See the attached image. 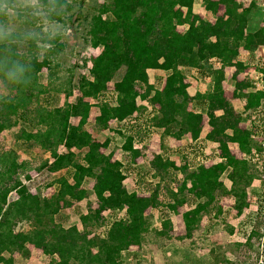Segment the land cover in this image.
Segmentation results:
<instances>
[{"label": "trees", "instance_id": "obj_1", "mask_svg": "<svg viewBox=\"0 0 264 264\" xmlns=\"http://www.w3.org/2000/svg\"><path fill=\"white\" fill-rule=\"evenodd\" d=\"M67 2L38 0L37 7L26 8L28 25L31 17L36 27L37 14L41 12L50 21L66 24L65 13H57L56 8ZM197 2L103 3L90 16L86 33L89 46L102 49L91 59L92 68L77 81L70 72L68 82L56 76L48 86L40 84L43 70L57 71L58 66L49 55L39 56L42 47L37 42L50 45V53L60 50L64 47L63 32L58 31L53 39L47 34L29 39L33 34L31 27L27 29V33L32 31L28 38L18 32L0 38V75L13 92L0 103V135L20 122L29 124L34 130L22 128L19 140L29 149L39 147L50 154L35 166L36 170H67L57 180L54 194L44 195L41 190L33 193L27 185L33 180L31 163H19L13 152L0 150V264H21L15 253L29 257L31 246L43 252L46 264H125L124 253L133 246L141 251L155 247L156 257L162 259L155 263L163 264V258L167 260L166 249L177 247L174 253L181 249L200 253L207 249L208 238L220 228L234 232L227 223L223 202L234 201L239 213L249 206L248 189L259 176L251 158L261 147L241 124L251 119L264 102V94L251 88L249 77L238 78L254 62V53L264 47V25L249 30L251 13L257 8L255 1L241 11L238 0H201L214 15L224 10L225 14L217 16L214 23L194 13ZM19 5L20 0H0V18H7L1 12L3 6L17 12ZM68 23H73V17ZM181 27L185 29L182 31ZM25 40L35 50L31 60L18 65L15 62L20 56L14 54L3 61L4 49ZM241 51L250 54L247 63L239 61ZM228 68L236 69L232 98L224 91ZM186 69L192 71L196 80L207 83L205 92L190 94ZM151 71L161 74L157 84L151 82ZM56 91H65L64 106L51 108L41 102L42 93L54 101L59 99ZM75 91L81 96L70 103L68 98ZM238 99L245 100L243 112L235 108L234 101ZM93 105L100 110L96 130L107 131L112 122L121 125L115 130L122 140L124 160H115L113 153L104 152L112 138L100 142L87 130ZM77 118L80 121L76 126ZM156 131L162 132L161 153L149 161L147 171H140L139 190L147 193L140 196L130 192L125 182L132 171H138V159L147 157L148 144ZM203 135L208 142L218 144L221 152L222 161L209 167L198 161L205 155ZM186 136H190L191 143L180 150L181 161L177 163L168 152L166 141ZM232 143L245 157L232 154ZM61 147L63 152L59 151ZM74 150L82 152V156ZM224 177L232 183L231 188L225 186ZM88 181L93 185L96 201L84 212L74 209L75 221L66 228L59 215L89 197L85 186ZM12 195H16L13 201ZM107 212H125V216L110 220ZM157 213L162 220L160 225L156 224ZM179 217L184 225L180 233L176 230ZM262 235L255 229L245 244L238 243L230 249L211 248L207 257L200 256L190 264H258L250 251ZM242 250L247 251L242 262L228 256L229 252ZM165 262L172 264L171 260Z\"/></svg>", "mask_w": 264, "mask_h": 264}, {"label": "rangeland", "instance_id": "obj_2", "mask_svg": "<svg viewBox=\"0 0 264 264\" xmlns=\"http://www.w3.org/2000/svg\"><path fill=\"white\" fill-rule=\"evenodd\" d=\"M67 1V4L62 5L60 8H56L57 13H65L63 15V21L66 24L50 21L45 16L44 12H41L40 14H37V24H35L36 27L33 26L34 21L31 17V25H28L29 15H27L28 12H26V8L37 7L38 0H20V11L17 12L12 9L6 8V6H3L1 9V12L6 13L7 15V18H0V38L2 39H5L8 36L10 37V35L15 32L20 33L21 37L28 38V35L32 31L27 33V29H30L31 27V30L33 29V34L31 35V37H29V39H38L39 37H41L42 34H47V37L49 36V38L53 39L52 36L56 35L58 31L63 32L61 43L64 45V47L60 50L58 49L50 53L47 50V47H50V45H43L40 40L37 42L38 45L42 47L39 52V56L42 58L49 55V58L51 59V61H53L54 65L58 66V68L56 67L57 71L55 69L52 71H48L46 69L43 70V73L40 77V84L42 86H48L51 80L53 81L56 79V76L61 77V79H63L62 81L68 82V79L66 77H69L71 75L70 72L73 73V79L77 81L81 76L86 75L88 73V70L92 68L91 59L93 57H96L102 49L101 47L94 49L89 46L86 38V33L89 29V25L87 23H89L88 21L90 16H92V14L94 13H97L99 6L110 0ZM253 1L257 2V8H255L253 10V13H251L249 24L250 31H255L264 25L263 0H239V3L241 5V11L250 7ZM193 9L194 13L201 15L203 19L212 20V15L204 8L203 4L201 3V0H198L197 4L194 6ZM221 13H224L223 10L221 11ZM72 17L73 23L69 24L68 19H71ZM77 19H79L80 21H77ZM184 29V27L180 28V30L182 31ZM34 52L35 50L31 49V47L25 40L21 43H17V46L15 47H7L6 49H4V51H2L1 56L2 58H5V60L3 61H7L8 59H11L14 54H17L18 57H20L15 63L18 65H23L24 60H31V58L35 54ZM249 58V55H245L241 59L246 60L247 63ZM160 75L161 74L158 72L151 71V82L157 84L158 80L160 79ZM186 75L188 81L191 83V88L189 90L191 95H194L197 91H206L207 83L196 80L189 69L186 70ZM233 75L234 73H231V71L226 75L225 91L226 94L228 93L227 95H231L229 96L230 98H232L234 95L232 94L233 92H231L232 90L230 87V83L233 82L234 79ZM244 75L245 74L240 76L244 78L246 77ZM12 94L13 92L9 88V85L6 84V82L0 75V103L2 100L11 97ZM54 94L56 95L55 97H58L59 99L55 98L54 101L50 95L45 93L40 94L39 97L41 99V102L43 103L44 101L47 107L54 108L64 106L67 100V95L65 94V91H56ZM54 94L52 95L54 96ZM80 96L81 94L78 91H75L74 94H72V96L68 98V101L70 103L75 102ZM34 101L36 102L37 99H35ZM240 101L242 103H240ZM91 102H93L92 104L95 103V101ZM234 105L238 111L243 112L245 109V100H235ZM99 114V108L93 105L90 114V124L86 127L87 130L90 131L94 138L100 142H105L107 139L112 138V143L110 144V147L108 149H104V152L106 154L113 153L115 160H124L125 155L120 148L122 145V140L118 137L117 132L115 130L121 125L118 122H112L110 123L109 129L107 131L100 132L95 128V121ZM14 117L15 116H13V118ZM79 121V118L75 119L74 124L77 126L79 124ZM242 123L243 124L241 125V127L243 129H246L249 125L246 121H243ZM204 126L205 129H207V124ZM22 128H25L28 131L34 130L29 124L21 122L18 126L5 130L0 135V150H3L6 153L13 152L17 156V160L19 163H31L32 169L30 170L33 175V180L31 182H28L27 185L33 193H37L38 190H41L44 195H52L58 189V185L56 184L57 180L65 176L67 170L63 169L57 172H47L48 170H44L43 172H38L35 166L47 160L50 154L43 153V151L39 147L33 149L27 148L24 144V141L19 140L18 138ZM161 133V131H156V133L152 137V140L149 142L148 149L146 151L147 157L138 159L136 163V168H138V171H132V174L128 173L129 175L125 184L130 192H136L140 196H144L147 194L140 192L138 186V179L140 178V171L141 173H143V171H147L149 161H151L154 156L159 154V152L161 151ZM189 143H191L190 136L180 140L179 142L178 140L173 138L167 139L166 144L168 152L170 153V155H172L171 157L174 161L176 160L177 163H180L182 155L180 153V150L185 149V147ZM207 147L208 151L212 153L211 148L208 145ZM230 150L232 154H234L240 159L245 157L244 153L240 151L238 145L232 146ZM59 151L63 152L64 149L61 147ZM76 154L81 157L83 153L77 150ZM210 157H212V155ZM214 161L218 162L219 160ZM252 164H254L258 168L259 176L254 180L253 184L248 189L249 206L246 207L242 213H239L234 208V201L226 200L223 202V210L225 211V215L227 217V223L234 228V232L230 233L227 230H221L220 228L217 233H213L208 238L206 242L207 249L201 251L200 253H195L184 249H181L179 253H174V251L177 250V247H174L175 249L171 251H169V249H166L167 253L165 254V256L167 257V260H171L172 264H190L192 263V261L196 260L197 258H200V256L201 258L207 257V253L211 248L226 247L230 249V247H234L235 244H245V237L247 234L250 233L251 227L254 226L263 235L261 237L260 242L251 249L250 253L252 254V257L254 258L256 263L264 261V165L259 163L256 164L254 162H252ZM222 179L224 181L225 186L231 188L232 183L226 177ZM85 186L89 192V197L80 204L76 205L73 210H63L59 215L58 219L64 224L66 228L73 225L75 221L74 209L80 212H84L89 204H94L96 201V198L93 194L92 183L88 181L87 183H85ZM14 199H16V195H12V197L10 198L11 201H13ZM184 211L185 208L181 210L182 213ZM105 215L106 218L112 220L125 216V212H120L118 214L107 212ZM158 216L159 215L157 213L155 216L157 220L156 224L160 225L162 220ZM183 229L184 225L181 221V217H179L176 220V230L178 233H180L183 231ZM79 230L83 231V226L81 224H79ZM242 238H244L243 241ZM154 249L155 247L150 248V250L144 248L142 249L143 251H141L137 246H133L127 252L124 253V260L126 261L125 264H157L155 263V260L156 262H158L162 261V259L160 256H158V258L156 257V252L154 251ZM144 250H147V252H145ZM245 253H247L246 250H242L240 253H236L235 251H233L229 252L228 256L233 261L242 262L238 260V258H240V256H244ZM161 255L162 257H164L163 254ZM14 257L21 264H46L43 252L35 248L34 246L30 247L29 257H22L19 253H15ZM164 258L162 263H168L165 262L167 260H165Z\"/></svg>", "mask_w": 264, "mask_h": 264}, {"label": "built area", "instance_id": "obj_3", "mask_svg": "<svg viewBox=\"0 0 264 264\" xmlns=\"http://www.w3.org/2000/svg\"><path fill=\"white\" fill-rule=\"evenodd\" d=\"M264 6V0H263ZM246 77L251 79V88L257 92L264 94V49L258 50L254 53V62L251 65V68L247 70ZM245 110V109H244ZM247 122L249 125L246 128L251 132L252 139L256 141L260 147L261 151L254 153L251 160L254 163H259L264 165V102L259 106L258 110L254 113L251 119H245L244 122ZM204 146L205 155L201 156L198 161L204 163L207 167L217 164L222 161L221 152L219 146L217 149H212V153L208 151V147L205 143H201ZM212 155V157H210ZM214 160H219L218 162H213ZM212 163V164H211ZM118 214V212H117ZM256 227H251L250 233L255 230ZM249 233V234H250ZM249 234L246 235L244 242L247 241ZM236 235V234H235ZM244 238H242L243 241ZM238 260L243 261L244 256H240ZM258 264H264V261H260Z\"/></svg>", "mask_w": 264, "mask_h": 264}, {"label": "crops", "instance_id": "obj_4", "mask_svg": "<svg viewBox=\"0 0 264 264\" xmlns=\"http://www.w3.org/2000/svg\"><path fill=\"white\" fill-rule=\"evenodd\" d=\"M239 1V0H238ZM221 11L222 10H220V12L218 13V15H214L213 13H211V12H209L211 15H212V20H207V21H210V22H215L216 21V19H217V16H222V15H224L225 13H221ZM223 12H224V10H223ZM197 14V13H196ZM199 15V14H198ZM201 16V15H200ZM202 17V16H201ZM203 18V17H202ZM206 20V19H205ZM262 49H264V47L263 48H261V49H258V50H262ZM257 50V51H258ZM247 56V55H250L248 52H245V51H241V53H240V56H239V61H241V62H246V60H244V59H241L243 56ZM251 67L250 66H247V68L245 69V71L241 74V75H243V74H246V72H247V70H249ZM187 70V69H186ZM185 70V71H186ZM191 71V70H190ZM230 71H231V73H235L236 72V69L235 68H228V69H226V71H225V83H226V75L228 74V73H230ZM191 73H192V71H191ZM193 74V73H192ZM187 76V75H186ZM244 76H246V75H244ZM245 78V77H244ZM244 78H242L241 76H239V80H243ZM225 83H224V89H225ZM231 85H230V87H231V92H233L232 94H234V91H235V89H236V86H235V81H234V79H233V82H231L230 83ZM227 90V89H226ZM225 91V90H224ZM200 92H205V91H200ZM228 94V93H227ZM226 94V91H225V95L227 96V97H229V96H231V95H227ZM230 98V97H229ZM240 103H242L241 101H240ZM242 105V104H241ZM207 124V129H205V132H207L208 130H209V126H208V118L207 117H205L204 118V125H206ZM243 124V123H242ZM241 124V125H242ZM204 128H205V126H204ZM207 130V131H206ZM186 137H188V136H186ZM186 137H184V138H186ZM183 138V139H184ZM152 140V139H151ZM150 140V141H151ZM201 140H202V142H204L206 145H208L210 148H211V150L212 149H217V146H218V144H215V143H211V142H208L207 140H205V136L203 135L202 136V138H201ZM180 140H178V142H179ZM235 145H237V144H234V143H232L231 145H230V148H232V146H235ZM142 146V145H141ZM141 146H138L137 144H136V147H141ZM161 152V151H160ZM159 152V153H160ZM117 160H121V159H117ZM176 161V160H175ZM214 162H216V161H214L213 160V162L212 163H214ZM211 163V164H212Z\"/></svg>", "mask_w": 264, "mask_h": 264}]
</instances>
